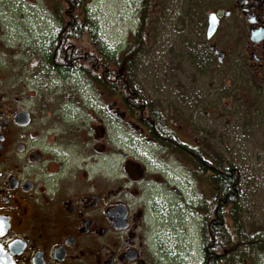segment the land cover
I'll return each mask as SVG.
<instances>
[{
	"label": "rangeland",
	"instance_id": "obj_1",
	"mask_svg": "<svg viewBox=\"0 0 264 264\" xmlns=\"http://www.w3.org/2000/svg\"><path fill=\"white\" fill-rule=\"evenodd\" d=\"M205 1L206 22L214 0ZM83 2L101 40L111 50L126 46L137 27L140 0ZM150 5L146 49L134 61L137 92L156 103L179 140L239 173L243 226L248 232L264 230V90L258 85L255 91L252 83V75L263 82L264 75L251 64L243 74L226 75L228 65L206 68L205 30L197 40L198 18L189 15L197 9L196 0H150ZM58 32L53 0H0L2 77L7 85L17 84V90L24 82L43 89L51 83L59 164L88 168L94 163L92 172L101 174L104 189L139 199L164 264H202V221L195 209L209 197L207 179L197 176L189 161L147 138L130 119L119 118L113 100L99 89L77 76L63 81L52 74L42 53ZM31 89L26 90L30 95ZM254 264H264V254Z\"/></svg>",
	"mask_w": 264,
	"mask_h": 264
},
{
	"label": "flooded vegetation",
	"instance_id": "obj_2",
	"mask_svg": "<svg viewBox=\"0 0 264 264\" xmlns=\"http://www.w3.org/2000/svg\"><path fill=\"white\" fill-rule=\"evenodd\" d=\"M205 2L200 4L204 16ZM209 16L216 29L207 38ZM207 17L198 21L205 30L206 68L228 65L226 75L243 74L251 64L264 75V0H214ZM252 77L255 91L258 85L264 90L261 77ZM22 88L2 77L0 37V245L5 257L11 264H164L139 199L104 189L101 174L92 172L94 163L88 168L59 164L51 86L24 82Z\"/></svg>",
	"mask_w": 264,
	"mask_h": 264
},
{
	"label": "trees",
	"instance_id": "obj_3",
	"mask_svg": "<svg viewBox=\"0 0 264 264\" xmlns=\"http://www.w3.org/2000/svg\"><path fill=\"white\" fill-rule=\"evenodd\" d=\"M150 6V0H140L135 32L126 46L111 50L101 40L98 26L88 15L83 0H53L59 32L42 53L44 64L63 81L77 76L85 84L99 89L113 100L112 105L121 112L119 118L130 119L135 127L147 133V138L167 151L179 153L178 157L194 166L197 176L207 179L209 197L195 209L202 221V264H254L258 256L264 254V230L248 232L243 226L239 173L224 169L199 148L179 140L171 121L155 102L143 98L133 84L134 61L146 49ZM191 12L189 15L203 20L204 9L200 5ZM197 31L199 40L201 27ZM206 54L202 49L203 60L208 59ZM196 60L202 62L198 57Z\"/></svg>",
	"mask_w": 264,
	"mask_h": 264
},
{
	"label": "water",
	"instance_id": "obj_4",
	"mask_svg": "<svg viewBox=\"0 0 264 264\" xmlns=\"http://www.w3.org/2000/svg\"><path fill=\"white\" fill-rule=\"evenodd\" d=\"M215 29H216V23L214 22L213 17L209 16L208 28L206 32L207 38H210V36L214 33ZM1 235H2V222L0 220V236ZM0 264H11V262L3 254L1 245H0Z\"/></svg>",
	"mask_w": 264,
	"mask_h": 264
}]
</instances>
